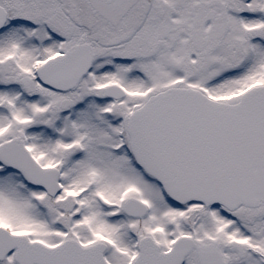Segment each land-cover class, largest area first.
I'll use <instances>...</instances> for the list:
<instances>
[{"label":"snow or ice","instance_id":"obj_1","mask_svg":"<svg viewBox=\"0 0 264 264\" xmlns=\"http://www.w3.org/2000/svg\"><path fill=\"white\" fill-rule=\"evenodd\" d=\"M0 264H264V0H0Z\"/></svg>","mask_w":264,"mask_h":264}]
</instances>
